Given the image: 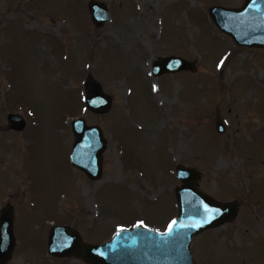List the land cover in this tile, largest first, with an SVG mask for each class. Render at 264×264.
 <instances>
[{
    "label": "rangeland",
    "instance_id": "rangeland-1",
    "mask_svg": "<svg viewBox=\"0 0 264 264\" xmlns=\"http://www.w3.org/2000/svg\"><path fill=\"white\" fill-rule=\"evenodd\" d=\"M89 1L0 0V211L13 208L15 238L5 264H88L48 254L53 225L92 245L135 226L164 233L181 166L237 205L193 237L194 264H264V48L237 45L208 13L245 0H94L110 15L99 28ZM167 56L196 72L154 77ZM89 77L111 98L102 113L85 104ZM80 117L106 141L96 181L69 161Z\"/></svg>",
    "mask_w": 264,
    "mask_h": 264
},
{
    "label": "water",
    "instance_id": "water-1",
    "mask_svg": "<svg viewBox=\"0 0 264 264\" xmlns=\"http://www.w3.org/2000/svg\"><path fill=\"white\" fill-rule=\"evenodd\" d=\"M87 9L96 28L109 20L108 5L90 0ZM209 14L219 31L228 34L239 46L264 48V0H245L241 7L229 9L220 6L209 8ZM194 61L179 56L157 57L152 75L173 74L181 71L195 73ZM90 91L86 106L95 113L106 111L111 98L104 95L89 77L85 83ZM10 128L21 130L24 120L20 115L7 114ZM217 133L224 126L217 122ZM74 142L70 151L71 165L83 172L88 179L99 180L102 173V152L106 141L97 125H87L83 118L71 122ZM175 177L180 185L175 189L177 216L164 233L141 226L118 230L110 241L99 245L83 243L78 233L66 226H53L48 240L50 256L81 257L88 264H194L190 245L194 236L232 221L237 215L233 202H218L199 190L198 172L186 166L178 167ZM15 238L13 234V208L0 211V264L12 255Z\"/></svg>",
    "mask_w": 264,
    "mask_h": 264
}]
</instances>
